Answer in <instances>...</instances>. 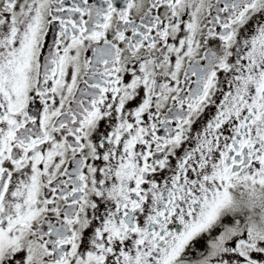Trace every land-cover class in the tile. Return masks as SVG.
Returning a JSON list of instances; mask_svg holds the SVG:
<instances>
[{
  "label": "snow or ice",
  "instance_id": "snow-or-ice-1",
  "mask_svg": "<svg viewBox=\"0 0 264 264\" xmlns=\"http://www.w3.org/2000/svg\"><path fill=\"white\" fill-rule=\"evenodd\" d=\"M0 264H264V0H0Z\"/></svg>",
  "mask_w": 264,
  "mask_h": 264
}]
</instances>
